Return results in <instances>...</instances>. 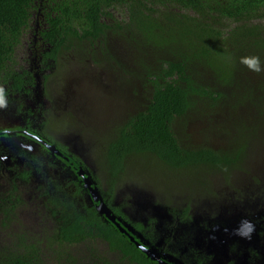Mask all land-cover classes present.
Segmentation results:
<instances>
[{"label": "trees", "instance_id": "trees-1", "mask_svg": "<svg viewBox=\"0 0 264 264\" xmlns=\"http://www.w3.org/2000/svg\"><path fill=\"white\" fill-rule=\"evenodd\" d=\"M64 54L72 64L97 69L98 75L88 76L95 87L87 83L85 91L92 87L110 96V107L123 103L127 116L112 137L97 142L98 170L106 177L92 173L109 204L130 168L138 176L150 168L172 177L190 174L213 194L212 178L203 175L219 173L228 183L230 172L248 173L249 158L264 156V72L240 63L245 56L264 61V0H0V119L24 112L37 75L47 86L51 76L42 73L58 67ZM103 74L109 76L105 88ZM31 123L34 135L52 140L44 123ZM188 125L196 131L189 127L180 138V127ZM8 127L0 125V162L5 155L25 157L29 169L17 177L41 174L39 152L16 149L19 136L9 135ZM54 180L41 186L55 219L45 248L21 239L15 251L0 249V264H157L81 201L84 189L73 177ZM121 197L127 210L136 209ZM95 240L106 244L110 257L90 246ZM73 246H85L88 255L77 257ZM47 250L56 256H46Z\"/></svg>", "mask_w": 264, "mask_h": 264}, {"label": "flooded vegetation", "instance_id": "flooded-vegetation-1", "mask_svg": "<svg viewBox=\"0 0 264 264\" xmlns=\"http://www.w3.org/2000/svg\"><path fill=\"white\" fill-rule=\"evenodd\" d=\"M36 88L37 84L35 91ZM41 98L42 91L40 93L35 92L34 97L29 99L30 104H27L24 112L17 114L10 121L8 127L10 132L8 133L19 136L17 141L13 142L16 149H20L19 146L22 145L27 147L24 149L25 152L33 149L39 152L44 161L42 169L50 170L52 175L41 179V175L34 173L28 180L17 177L18 173L29 169L26 158L18 157L11 160L10 156L6 157L5 155L3 158L8 161H18L22 165L17 174L13 167L8 169L15 174L14 180L28 183L37 179L38 192H42L41 186L43 187L49 178L62 181L73 177V180L81 184L84 189V196L81 201L83 200L82 202L90 208H94L97 213H99L97 202L101 201L106 206L109 216L115 220V222L110 221L104 215L106 222H112L119 230L120 227L125 229L126 233H121L132 243H141L147 249L153 250L158 259L151 261L157 264H264V185L254 186L256 181L264 183L262 181L264 176L254 175L253 173H257L255 170L248 171V173L251 172V175L245 178L249 180L250 185L244 181L243 184L247 186H241L230 194L227 193L226 188H224L226 194H221L220 189H216L217 186L213 187V194L207 192L205 185L193 190L186 189L189 195L186 194V196L177 199L175 197L172 200L175 203L174 207L163 202L164 197L166 198L165 187L162 186L158 189L151 187L160 196V200L156 201L149 193H142V196L149 197V200L145 202L147 205L146 214L142 218H133L129 215L130 211L123 205L122 195H116L111 204L108 203V199L100 195V189L96 186L97 182L92 173H95V169L86 164L81 154L71 151L66 145H62L66 148L65 150L61 148L64 151L62 153L58 148L60 143L55 139L50 140L46 136L39 138L33 134L36 130L35 125L31 123L32 120L41 123L45 118L42 104H40ZM0 136L3 137L4 133H0ZM2 140L6 139L2 138ZM48 146H54L61 154L56 155L47 148ZM23 163L26 168L23 167ZM48 163L51 165L49 166ZM262 169L264 170V162ZM2 171L3 167L0 162V173ZM244 173L247 172L244 171ZM87 178L91 182L88 188L85 186ZM215 180H219V178H212L211 184ZM186 187H189L188 182H186ZM91 190L95 191L98 197L94 196ZM104 190L107 191V189ZM186 197L187 200H183ZM203 197H208L206 200L210 202V205L206 204ZM39 198L44 199L42 193ZM13 205H17V202H12ZM153 205L157 207L155 212L150 210ZM113 206L114 208H121L122 206V208L115 211L112 209ZM207 208L208 211H206ZM184 215H188L185 216L186 221H182L180 218ZM231 215H236V217H231ZM125 216L129 217V220ZM250 224L255 227L257 235L253 237L252 234H240L243 233L242 227ZM217 225H220V236L214 237L207 234ZM228 227L235 229V233L230 234ZM201 230L203 231L202 234L200 233ZM181 238L184 240L180 241ZM213 242L217 243L213 245Z\"/></svg>", "mask_w": 264, "mask_h": 264}, {"label": "rangeland", "instance_id": "rangeland-1", "mask_svg": "<svg viewBox=\"0 0 264 264\" xmlns=\"http://www.w3.org/2000/svg\"><path fill=\"white\" fill-rule=\"evenodd\" d=\"M18 52L17 56L20 58L23 51ZM71 61L70 55L64 54L60 58L58 67H54L52 70L42 73L43 75L51 76L48 82L49 86H45L42 77L37 75L39 79L38 84H40V86L36 88L35 92L40 93L42 91V101L40 104H42L45 117L41 123H44L45 133L48 136L55 139L61 145L66 144L75 153L81 154L86 164L88 166L90 165V167L92 166V168L95 169V174L99 175L100 179L103 181L106 176L98 170L97 164L99 144H103L105 139L107 140L112 137L113 133L116 131L115 128H118L127 116H122L124 113L122 109L123 103L120 104V107H110L106 102L108 100L111 101L110 96H106L104 93L94 92L92 87L95 86L88 82V76L90 74L98 75L99 71L97 69L92 65L85 66V63L80 64L78 61L72 64L70 63ZM102 70L105 71L104 69ZM108 80L109 76L107 74L101 76V81H99V83L102 84V88H105ZM87 83L92 87H88L85 91ZM71 92H73V94ZM76 92L85 94L81 96ZM15 103L19 105L21 100H14V104ZM28 104H30V102H28ZM3 116H6V118L3 117L0 119V125L2 126L10 123V121L16 117L12 111ZM189 127V131L195 130V128L189 125L187 128L180 127V133L178 132L180 138L184 139L182 137L183 133L188 131ZM190 141L198 143L200 140L197 136H192L190 137ZM19 148L23 150L27 149L26 146L22 145H20ZM29 151L31 153L34 152V150ZM255 159L258 160L254 162ZM249 160L250 165L246 167L245 170H255L257 173H253L254 175L264 176V170L262 169L264 156H252ZM1 164L3 171L0 173V249H11L15 251L17 249V244L23 243L19 242L21 239L28 240L32 243L42 242L41 248L44 249L45 246L43 242H45L46 236H51L54 233L55 219L51 217L50 211L45 206V201L39 198L42 192H38L37 179L28 183L14 180L15 174L8 171V169L13 167L14 172L17 174L21 170L22 165L20 162H10L3 158ZM23 167L26 168L24 163ZM145 171L142 176H138L136 173L138 170L130 168L127 176H125L121 182L122 186H119L117 189L119 193H122L124 189L129 187L130 189L126 190V194H121L127 198L128 193H133L132 191H135L133 194H139L137 190H134L138 188L141 189L139 192L145 190L158 201L160 200V196L151 187L158 189L163 186L165 187L166 195L163 202L174 207L175 203L172 200L175 197L176 199L184 197L188 194L186 189L193 190L203 185V180L195 176L189 178L187 176H190V174L186 176L185 173L182 174V172L173 173V175H176L172 177V173L168 171L161 174L154 172L152 168ZM37 175H41L40 177L43 179L50 177L52 173L50 170L44 169L41 174ZM229 175L231 176V181L229 180L228 183L221 181L222 177L219 173H207L203 175V177L209 176L210 179L219 178L220 181L215 180L213 184L208 180L209 185L212 187L217 186L216 189H220L219 192L221 194H226L224 190V188H226L227 193L230 194L241 186H247L243 184L244 181L249 184V180L245 177H249L251 172L247 174L244 173V171L243 173L236 171L234 174L230 172ZM262 181L264 182V177ZM186 182L189 183L188 188L186 187ZM256 182L254 186L264 185V183ZM203 198H205L206 204L210 205V202L207 201L208 197ZM183 200H187V197ZM12 202H17V205L12 206ZM135 203H137V200H135ZM206 211H208V208ZM231 217H236V215H231ZM4 224H6V228H3ZM90 246L102 255L106 257L109 256L104 242L95 240L90 243ZM86 249L85 246H73L70 250L78 253L77 257H84L88 255V253H83ZM44 254L48 257L56 256V253L52 250H47Z\"/></svg>", "mask_w": 264, "mask_h": 264}, {"label": "water", "instance_id": "water-1", "mask_svg": "<svg viewBox=\"0 0 264 264\" xmlns=\"http://www.w3.org/2000/svg\"><path fill=\"white\" fill-rule=\"evenodd\" d=\"M36 79H37V88H39L40 84H38V82H39L38 76L36 77ZM9 135H10V134H9ZM65 145H66V144H65ZM66 146H67V145H66ZM47 148H48L50 151H52L53 153H55L56 155H60V154H61V153H59V150H57L54 146H48ZM71 151H72V150H71ZM90 184H91V182H90L89 179L87 178L85 186L88 188V187H90ZM127 189H130V188L127 187V188L124 189V191H123L122 193H120V194H126V190H127ZM91 192H93L92 194H93L94 196H97V197H98V194H96L95 191H92V190H91ZM137 197H138L139 200L142 201L144 204H145L146 200H149V197H147V196H142V195H140V194H137ZM145 205H146V204H145ZM97 206H98V212H99V215H101V216H104V215H105L106 219H109L110 221L115 222V220H114L112 217L109 216V212L107 211L106 206H105L101 201H98V202H97ZM156 209H157V207L153 205V206L151 207L150 210L153 211V212H155ZM129 210H132V209H129ZM160 212H162V210H160ZM150 213H151V212H150ZM145 214H146V213H145L140 207H138V206H136V209H133L132 211L129 212V215H131L133 218H142L143 216H145ZM118 227H120V226L118 225ZM219 227H220V225H217L213 230L207 232V234H209V235H211V236H214V237H216V236H220L221 233H220V231H219V229H220ZM228 228H229V227H228ZM242 230H243V233H240V234H249V233H250V234L254 235L253 237H255V236L257 235V232H256V230H255V227H253L251 224H250L249 226L242 227ZM120 231H121L122 233H126V230L123 229V228H121V227H120ZM229 231H230V234H234V233H235V229H233V228H231V229L229 228ZM200 233L202 234L203 231L201 230ZM131 239L133 240L134 238L132 237ZM216 243H217V242H213V245L216 244ZM211 244H212V242H211ZM136 245H137V247H138L139 249H141V250L147 255L148 258H150V259L153 260V261H157L158 257L155 256L156 253H155L153 250H151V249H147V248H146L144 245H142L141 243H136ZM223 248H224V250H226L225 247H223ZM226 251H227V250H226Z\"/></svg>", "mask_w": 264, "mask_h": 264}, {"label": "clouds", "instance_id": "clouds-1", "mask_svg": "<svg viewBox=\"0 0 264 264\" xmlns=\"http://www.w3.org/2000/svg\"><path fill=\"white\" fill-rule=\"evenodd\" d=\"M240 63L243 64L245 67H247L250 71H253V72H256V73L264 72V61H262L259 56H245V57H241L240 58ZM131 189H134V188H131ZM134 190H137V192L140 195H142V193H144V192L145 193H149V192H147L145 190H142V192H139V190H141V189H138V188H135ZM132 192L134 193L135 191H132ZM133 193H128L127 199L129 201V203L133 207H136V206L140 207L145 212L147 209H144V207L141 205V204H144V203L139 200V198L137 197V194H133ZM119 195H121V194H119ZM135 200H137V203H135ZM129 209L133 210L134 208L130 207ZM245 235H250V233L249 234H245Z\"/></svg>", "mask_w": 264, "mask_h": 264}]
</instances>
